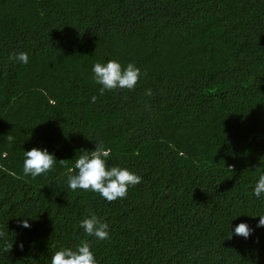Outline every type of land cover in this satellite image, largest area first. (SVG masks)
<instances>
[{
	"label": "trees",
	"instance_id": "obj_1",
	"mask_svg": "<svg viewBox=\"0 0 264 264\" xmlns=\"http://www.w3.org/2000/svg\"><path fill=\"white\" fill-rule=\"evenodd\" d=\"M112 59L140 68L134 90L100 94L92 65ZM99 143L142 176L125 199L67 186ZM32 148L58 161L36 178ZM259 168L264 0H0V264H51L81 241L99 264H264ZM91 215L109 239L79 227ZM241 222L248 239L230 233Z\"/></svg>",
	"mask_w": 264,
	"mask_h": 264
},
{
	"label": "clouds",
	"instance_id": "obj_2",
	"mask_svg": "<svg viewBox=\"0 0 264 264\" xmlns=\"http://www.w3.org/2000/svg\"><path fill=\"white\" fill-rule=\"evenodd\" d=\"M10 60L27 64L29 57L26 52L10 54ZM92 79L99 85L101 95L105 91L117 89L134 90L141 79V70L134 63L122 65L118 60H108L106 62H95L91 68ZM150 94V93H149ZM96 96L91 97V102H95ZM8 142H12L14 137L7 135ZM79 155L75 156L74 167L68 169L67 186L72 191L78 189L98 193L107 202L122 200L127 198L128 189L142 182V176L126 167L119 165L109 166L108 158L111 149L102 143L96 144L93 151L81 149ZM23 174L36 178L39 175L47 174L58 162L54 154L46 148H32L23 151ZM67 161H59L65 163ZM257 179L252 189V195L257 199L264 197V170L261 168L255 171ZM74 173V174H72ZM239 217V216H238ZM259 218L257 228H264V213L257 214ZM21 227L30 228L28 219L21 221ZM79 227L88 236H93L99 241L110 238V225L96 215H91L80 221ZM231 227V224H230ZM254 232L247 223L241 222L232 230L238 237L248 239ZM51 264H99L94 250L89 242L81 241L75 248L62 247L51 257Z\"/></svg>",
	"mask_w": 264,
	"mask_h": 264
}]
</instances>
